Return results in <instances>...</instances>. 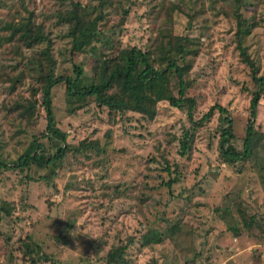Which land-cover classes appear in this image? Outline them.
<instances>
[{
	"label": "rangeland",
	"instance_id": "rangeland-1",
	"mask_svg": "<svg viewBox=\"0 0 264 264\" xmlns=\"http://www.w3.org/2000/svg\"><path fill=\"white\" fill-rule=\"evenodd\" d=\"M108 1L97 29L110 42L73 54L64 14L79 3L85 21L78 37L87 36L88 26L96 28L89 21L98 15V0H0L1 158L16 160L45 129L39 85L26 66L44 44L27 50L4 30L30 14L50 38L56 75L73 76L72 64L82 68L77 88L94 78L96 58H114L119 46L165 52L169 35L193 39L197 55L185 59L190 70L184 80L186 94L197 101L194 118L215 103L224 106L233 144L241 150L254 86L236 49L235 14L256 24L244 44L264 75V0ZM170 87L176 91L174 79ZM27 100L36 101L30 119L13 110ZM52 108L67 142L85 148L67 153L47 178L46 169L0 175V204H7L0 264H107L109 251L119 245L127 246V264H264V138L250 160L228 165L218 154L217 111L192 129L185 112L167 101L157 103L150 121L69 97L64 84L53 87ZM256 131L264 133V93ZM185 133L190 139L183 153ZM160 234L161 243L142 245L144 236Z\"/></svg>",
	"mask_w": 264,
	"mask_h": 264
},
{
	"label": "trees",
	"instance_id": "trees-1",
	"mask_svg": "<svg viewBox=\"0 0 264 264\" xmlns=\"http://www.w3.org/2000/svg\"><path fill=\"white\" fill-rule=\"evenodd\" d=\"M109 4L108 0H98V5L93 6V9L98 10V15L89 21V24L96 28L91 29L88 26L86 28L87 36L79 38L78 35L82 32L80 26L85 19L79 14L80 4L72 2V10L64 14L66 18L64 21L68 27L64 37L71 42V53H84L89 46L92 51H96L100 45L110 42L108 39L110 35L97 29L99 22L102 23L105 19L107 13L104 10ZM235 16L237 23L236 49L240 61L249 68L254 86L249 100L248 119L241 150L236 149L233 144V122L224 106L215 103L198 120L194 118L197 101L186 94L184 80L186 71L190 70V65L185 59L197 55V51L190 48L194 44L193 39L185 36L173 38L172 35H169L165 52L162 49H155L154 45L153 49L147 51L136 46L127 48L119 46L114 58L106 56L96 58L94 78L89 85L77 88L76 84L81 81L83 76L82 68L72 64L73 76L56 75V60L52 54L50 38L45 34L41 24H35L31 14L15 23L6 24L4 30L7 29L10 32L9 40L16 39L25 49H33L44 44L43 48L28 59L26 66L30 72L35 73V80L39 85L41 95V105L45 111L46 124L45 129L38 136H33L32 142L16 160L6 162L0 156V175L10 169L21 171L46 169L44 177L47 178L54 175L57 163L61 162L67 153L76 150L82 151L85 148L83 142L80 144L81 147L70 145L67 142L66 133L57 125L52 108V89L59 84L65 85L69 97L75 96L82 100L92 99L97 106L106 108L109 113L133 112L150 121L156 117L157 103L167 101L170 106L185 112L192 129L203 125L217 111L221 122L218 154L222 162L234 165L240 161L250 160L260 148L259 143L264 138L263 132L258 134L256 131L259 102L264 93V75H259V66L255 64L244 44V39L256 24L249 22L239 13H236ZM21 76L22 73L12 81L11 92L15 89L16 83L21 82ZM171 79L176 81V91H172V87H170ZM35 107V100H27L26 103L16 104L13 110H20L21 117L30 119ZM189 136L185 133L181 140L183 153L189 148ZM38 139H43L46 142ZM173 181L169 180L167 186L170 187ZM4 206L7 204L2 202L0 204V221L5 213ZM229 229L235 235L238 232L236 226ZM144 237L145 244H142L143 246L151 243L159 244L163 241L161 234L154 236L155 238L153 236ZM126 248L127 246L120 245L112 248L107 255V264H127L124 258Z\"/></svg>",
	"mask_w": 264,
	"mask_h": 264
}]
</instances>
